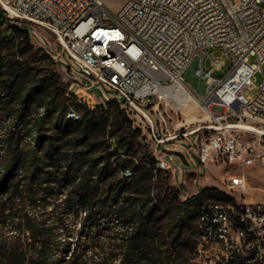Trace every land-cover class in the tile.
I'll list each match as a JSON object with an SVG mask.
<instances>
[{"label":"built area","instance_id":"2783aa9c","mask_svg":"<svg viewBox=\"0 0 264 264\" xmlns=\"http://www.w3.org/2000/svg\"><path fill=\"white\" fill-rule=\"evenodd\" d=\"M0 8L10 19L51 34L89 80L86 90L100 89L107 100V90L117 93L144 143L152 146L157 167L172 172L176 155L162 147L191 135L190 148L183 146L188 162L196 154L206 167L264 166V79L255 96L243 93L257 72L264 74V0H126L117 16L104 0H0ZM206 49L222 52L209 67ZM227 57L231 68L215 76ZM186 71L197 82L204 80V96L195 93ZM73 88L74 83L68 96ZM191 102L207 121L186 127L182 119L168 129L166 115L179 114ZM146 109L165 127L162 132ZM223 184L234 190L235 202L200 204L196 261L236 264V257L245 255L247 264H264V202L243 198V174L225 176ZM216 236H225V245H217Z\"/></svg>","mask_w":264,"mask_h":264},{"label":"trees","instance_id":"16d2710c","mask_svg":"<svg viewBox=\"0 0 264 264\" xmlns=\"http://www.w3.org/2000/svg\"><path fill=\"white\" fill-rule=\"evenodd\" d=\"M16 28L0 36V264H199L191 221L213 188L164 193L165 170L113 101L69 117L78 97L32 53L29 30L17 53L4 50Z\"/></svg>","mask_w":264,"mask_h":264},{"label":"rangeland","instance_id":"374dc122","mask_svg":"<svg viewBox=\"0 0 264 264\" xmlns=\"http://www.w3.org/2000/svg\"><path fill=\"white\" fill-rule=\"evenodd\" d=\"M106 7L109 9L110 13L117 16L119 10L123 7L126 0H104ZM237 4L241 3V0H234ZM2 9L0 8V13ZM15 26L17 27L15 30L14 37L9 41L4 43V50L10 54L17 53V48L20 45H23V37L20 35L21 31L27 28L29 30L30 35V44L33 46V54L45 53L49 55L53 59V63L51 64V68L54 69L60 75V81L63 87L67 90L70 85L74 83L73 92L77 95L81 102H76L80 104V106H74V102L72 100L68 101L71 104V109L69 112V117L77 119L81 117L84 113L85 107H95L99 103H106L107 99L103 94V91L97 89L95 87L86 90L83 86L89 84V80L85 77L79 75V67L76 65L75 61L65 52L62 51L61 46H58L54 37L43 29L37 27L36 25L29 22H20L16 20H12L9 17L5 16L3 22L0 23V36L5 33L9 27ZM204 65L205 67H209L214 57L222 55V52L218 49L204 50ZM198 56L197 59H199ZM249 60L252 63L257 62L256 56H250ZM60 63V64H59ZM66 66H69L72 70L71 75H67ZM232 66L231 58H225V66L221 68V70H217L214 75L217 77H223L228 72V70ZM62 67V70L60 69ZM190 70H195V66L191 65L189 67ZM262 69L264 71V64L262 65ZM185 76L187 77L188 83L193 87L195 93L204 96L205 91L203 89L204 80L195 79L194 75L190 74L189 71L185 72ZM264 79V74L262 72H257L254 76V85L245 88L243 93L245 96L253 97L257 94L260 84ZM106 95L109 96L113 101L111 111L113 113V117H129L125 109L122 107L121 99L118 97L117 93L114 91L107 90ZM195 108V109H194ZM188 108L183 109L179 114L175 112H169L166 117H170V122L168 129H173V125L182 119L186 121V127H193L194 124L192 122H200L205 123L207 121L206 114L200 109L198 106H194L192 112L194 114V118H187ZM151 118L153 119L156 131L158 133L162 132L165 127L160 124L157 116L149 109H146ZM192 121V122H191ZM182 131H185L186 128H181ZM195 139V135H191L189 139L179 138L176 142L179 145H171L166 144L162 147V149L168 151H180L184 154H187V151L184 149L185 146L187 149L190 148L191 141ZM143 141V140H142ZM144 143V141H143ZM145 144V143H144ZM152 151V146L145 144ZM195 160H191L188 164L184 163L179 157L175 156L172 161L173 169L171 171H163V174L160 178L161 184L163 185V192L167 193L172 199L178 198L180 200H186L189 197L197 194L196 191H201L203 187H211L213 191L210 193H205L202 195V201H217V202H228L227 196L234 199V190L231 189H223V179L228 175H244L247 187L245 189V194L243 197H248L249 203H256L258 201H264V166H250L244 169H240L234 165H229L226 167L219 166H209L206 167L199 162L198 156L194 154ZM220 191V192H218ZM236 196L239 198V194ZM84 214H81L77 220V224L74 226L76 232L79 229L80 220L82 219ZM198 224L197 215L193 221H191L192 228ZM73 240L76 241L75 235L73 234Z\"/></svg>","mask_w":264,"mask_h":264},{"label":"bare ground","instance_id":"6f19581e","mask_svg":"<svg viewBox=\"0 0 264 264\" xmlns=\"http://www.w3.org/2000/svg\"><path fill=\"white\" fill-rule=\"evenodd\" d=\"M194 106H197V105L195 103L191 102L187 107L188 109H187L186 113H187V118H189V119H192L195 117L193 112H192V109ZM216 243H217V245H225V236H216ZM236 264H247V257H245V255H238L236 257Z\"/></svg>","mask_w":264,"mask_h":264},{"label":"water","instance_id":"95a60500","mask_svg":"<svg viewBox=\"0 0 264 264\" xmlns=\"http://www.w3.org/2000/svg\"><path fill=\"white\" fill-rule=\"evenodd\" d=\"M166 152L169 153V154L176 155L177 157H179L186 164L189 163L187 158H186V156H185V154L183 152H180V151H168V150H166Z\"/></svg>","mask_w":264,"mask_h":264},{"label":"crops","instance_id":"0c3cea01","mask_svg":"<svg viewBox=\"0 0 264 264\" xmlns=\"http://www.w3.org/2000/svg\"><path fill=\"white\" fill-rule=\"evenodd\" d=\"M197 191H198V190H197ZM197 191H196V192H197ZM243 198H244L247 202L249 201L247 196H246V197H243ZM258 202H264V201H258Z\"/></svg>","mask_w":264,"mask_h":264}]
</instances>
